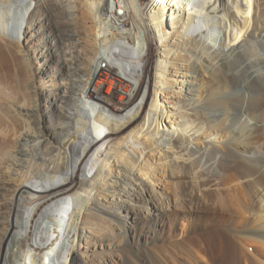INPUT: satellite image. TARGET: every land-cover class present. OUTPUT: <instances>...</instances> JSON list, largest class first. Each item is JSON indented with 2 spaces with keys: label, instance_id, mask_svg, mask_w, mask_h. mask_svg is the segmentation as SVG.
I'll return each mask as SVG.
<instances>
[{
  "label": "bare ground",
  "instance_id": "1",
  "mask_svg": "<svg viewBox=\"0 0 264 264\" xmlns=\"http://www.w3.org/2000/svg\"><path fill=\"white\" fill-rule=\"evenodd\" d=\"M0 41V264H264V0H0Z\"/></svg>",
  "mask_w": 264,
  "mask_h": 264
},
{
  "label": "rangeland",
  "instance_id": "2",
  "mask_svg": "<svg viewBox=\"0 0 264 264\" xmlns=\"http://www.w3.org/2000/svg\"><path fill=\"white\" fill-rule=\"evenodd\" d=\"M209 26H211L209 24ZM7 32L9 35L13 32V28L11 26L8 27ZM21 43H23V40L21 39ZM3 43L0 41V74L2 76L4 75V82H8L11 84V82L14 81L15 78V72L12 70V63H11V58L9 56L8 50L3 47ZM102 66L106 67V62L102 63ZM25 78V77H24ZM196 235V234H195ZM133 255V254H132ZM135 255V254H134Z\"/></svg>",
  "mask_w": 264,
  "mask_h": 264
}]
</instances>
